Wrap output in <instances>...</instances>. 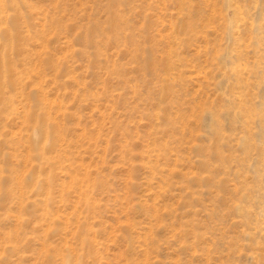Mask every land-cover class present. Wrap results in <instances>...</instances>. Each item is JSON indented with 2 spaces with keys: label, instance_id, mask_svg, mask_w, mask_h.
<instances>
[{
  "label": "rangeland",
  "instance_id": "rangeland-1",
  "mask_svg": "<svg viewBox=\"0 0 264 264\" xmlns=\"http://www.w3.org/2000/svg\"><path fill=\"white\" fill-rule=\"evenodd\" d=\"M0 264H264V0H0Z\"/></svg>",
  "mask_w": 264,
  "mask_h": 264
}]
</instances>
